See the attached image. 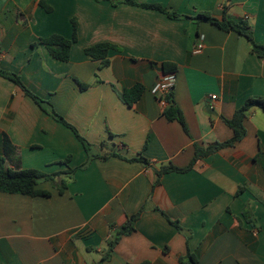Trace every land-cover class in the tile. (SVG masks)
Instances as JSON below:
<instances>
[{
	"label": "crops",
	"instance_id": "crops-1",
	"mask_svg": "<svg viewBox=\"0 0 264 264\" xmlns=\"http://www.w3.org/2000/svg\"><path fill=\"white\" fill-rule=\"evenodd\" d=\"M136 1L178 18L123 0H0V69L49 102L92 154L119 155L89 161L72 129L0 75V158L12 169L46 174L75 169L57 179L67 182L62 194L50 182L38 186L49 198L0 192V264H98L140 212L103 264H190V255L196 264H264L263 110L247 114V135L235 146L188 172L158 176L163 166H189L195 145L232 139L225 119L249 98L264 97V58L249 40L194 18L245 21L264 47V0ZM73 20L70 60H56L39 42L72 39ZM201 37L204 49L194 54ZM98 44L119 48L106 66L86 54ZM170 74L187 130L166 119L155 94ZM137 86L141 97L126 104L121 94ZM139 155L150 165L131 161Z\"/></svg>",
	"mask_w": 264,
	"mask_h": 264
},
{
	"label": "trees",
	"instance_id": "trees-1",
	"mask_svg": "<svg viewBox=\"0 0 264 264\" xmlns=\"http://www.w3.org/2000/svg\"><path fill=\"white\" fill-rule=\"evenodd\" d=\"M125 4H129L132 6H139L146 9L157 10L162 13L167 14L170 18L176 19L178 18V14L169 12L166 8L157 5H148V4H139L136 0H123ZM42 3V2H41ZM42 6L44 4L42 3ZM49 10L48 8H46ZM226 11V8H225ZM197 22H208L217 27L221 30L226 32H237L240 35L244 36L249 40L252 45V52L258 55L261 58H264V47L258 45L253 36V32L249 24L245 21L236 22L233 20L227 19L226 15L222 20H218L213 17L209 13H200L194 18ZM78 39V24L76 20H73V38L67 39L60 35H51L47 38H43L40 40L39 44L43 45L48 52L51 54L53 58L62 62H68L71 57V49L73 44ZM36 46V45H34ZM111 50H119L116 46L111 44H98L92 46L86 50V54L93 59L101 60L102 65H108V54ZM163 69L165 72L175 73L176 66L171 64H163ZM0 75L11 80L17 86H19L23 92L31 97L46 113L53 116L56 120L63 123L68 128L72 129L73 132L76 134L77 138L82 142L85 147L86 152L89 154V161L93 159H107L108 156H119L116 153H111L109 155H94L92 154V146L89 144L83 137L80 136L77 129L72 126L69 122L66 121L63 117L59 116L52 105L49 102L44 101L34 93H32L23 83L21 77L16 74H10L2 71L0 69ZM143 88L141 86H137L132 90L124 91L121 94L123 101L128 104L132 105L135 103L142 94ZM167 101L169 102L168 107L164 110V116L168 121H177L181 125H183L184 129H186V124L182 115V112L174 106L173 102V93L166 97ZM254 109H261L264 112V97H251L249 98L245 104L236 111L234 117L231 120H226V124L233 129L234 136L232 139L223 142L217 143L215 145H211L207 148L200 147L199 145H195V157L190 163L189 166L185 168H178L175 166H163L161 170L158 172V176L161 177L164 174L177 172V173H185L190 171L193 166L201 159L206 158L216 152L235 146L238 142L242 141L246 135L247 131L244 125V121L247 117V114L254 110ZM5 146L9 147L10 143L8 140L5 141ZM71 157L67 158L65 161L61 162L64 165H69ZM131 161H139L143 163L145 166H149L150 162L146 160L144 157L139 155L138 158L132 159ZM75 173V169H69L66 172H58L55 174H46L42 171L35 170V169H12L6 165L5 159L0 158V192L7 193V194H20L26 195L30 197H44L49 198L52 196V193L47 190H41L38 186L43 182H50L55 185V188L62 194L67 189V182L66 180H61L59 184L56 183L57 179L62 176L72 177ZM141 213V212H140ZM140 213L130 217L127 223L123 226V228L115 235L114 239L110 240L108 243V249L104 256V258L98 263L103 264L104 261L110 259L111 253L119 239L123 235H127L132 233L135 230V224L139 219ZM178 227V224L175 223ZM197 259L195 256L190 255V264H196Z\"/></svg>",
	"mask_w": 264,
	"mask_h": 264
},
{
	"label": "built area",
	"instance_id": "built-area-1",
	"mask_svg": "<svg viewBox=\"0 0 264 264\" xmlns=\"http://www.w3.org/2000/svg\"><path fill=\"white\" fill-rule=\"evenodd\" d=\"M204 49V39L203 37L199 38V41L195 47L194 54L202 53ZM176 83V78L173 74L168 75L164 80H162L155 88V94L159 103L163 108L168 107L169 102L167 101V96H169L174 91ZM211 99L215 101L217 96H212Z\"/></svg>",
	"mask_w": 264,
	"mask_h": 264
},
{
	"label": "water",
	"instance_id": "water-1",
	"mask_svg": "<svg viewBox=\"0 0 264 264\" xmlns=\"http://www.w3.org/2000/svg\"><path fill=\"white\" fill-rule=\"evenodd\" d=\"M214 111V109H212Z\"/></svg>",
	"mask_w": 264,
	"mask_h": 264
}]
</instances>
